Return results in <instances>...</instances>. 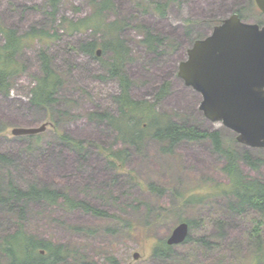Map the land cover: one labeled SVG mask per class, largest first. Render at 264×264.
I'll list each match as a JSON object with an SVG mask.
<instances>
[{
    "label": "rangeland",
    "instance_id": "rangeland-1",
    "mask_svg": "<svg viewBox=\"0 0 264 264\" xmlns=\"http://www.w3.org/2000/svg\"><path fill=\"white\" fill-rule=\"evenodd\" d=\"M114 2L115 11L109 18L129 24L121 35L134 57L125 65L133 82L131 96L155 102L161 86L168 82L169 93L157 103V109L177 122L187 121L204 130L219 131L229 146L236 133L222 122H213L204 116L199 109L202 96L179 77V66L187 59L195 40L205 37L214 23L219 24L238 9H242L244 21L264 23V13L257 8L255 0L254 5L252 0H177L169 5L165 16L143 12V0ZM46 4L47 0H0V21L19 33L32 27H46L50 34H56L47 50L54 67L66 79L62 103L57 107L64 109V100L73 97V111L82 114L67 121L61 119V127L64 133L85 142L90 153L83 165L78 154L57 138L54 125L44 132L45 143L38 148L19 138L22 136L11 134L14 127H38L49 120L55 122L46 110L33 108L29 103L34 76L40 70L39 41L24 51L27 71L13 81L10 95L0 94V152L16 160L21 182L36 175L45 184L77 199L88 200L114 215L100 218L81 210L67 212L33 205L27 227L76 253L72 255L76 258L71 257L63 264H81L79 253L85 256L84 260L96 264H112L109 257H114L119 264H254L257 249L251 245L248 231L259 214L248 209L232 212L229 199L217 192L228 180L222 169L225 160L213 150L210 139L182 142L173 153L166 154L157 141L149 138L142 150L133 149L127 163L128 169L141 179L140 185L107 167L99 146L117 149L122 144L109 125L91 122L84 116L96 109L116 111L114 97L120 92L119 82L98 78L97 75L107 73L103 64L79 50L81 40L100 35L94 36L91 30L66 33L63 22L64 18L79 20L89 15L90 0H63L57 21L48 14L50 9ZM142 23L163 37L158 52L149 51L141 44L143 35L136 26ZM258 149L255 153L264 159V148ZM262 165L257 170L243 165V173L264 180ZM149 183L165 191L153 192L145 185ZM191 194L200 195L201 203L186 204L183 197ZM124 218H129L131 224ZM180 219L195 222L189 232L191 239L174 245L173 255L168 259L153 257L155 242L167 239ZM220 221L222 232L218 229ZM262 234L264 239V225ZM201 237L213 244L208 247L198 242ZM134 252L140 254L138 259H134Z\"/></svg>",
    "mask_w": 264,
    "mask_h": 264
},
{
    "label": "trees",
    "instance_id": "trees-1",
    "mask_svg": "<svg viewBox=\"0 0 264 264\" xmlns=\"http://www.w3.org/2000/svg\"><path fill=\"white\" fill-rule=\"evenodd\" d=\"M62 1L47 0L46 8L50 9L47 12L53 21L58 19L57 15ZM176 1L143 0L142 11L147 13L153 11L165 16L169 5L175 4ZM114 3V0H90L91 13L89 15L79 20L63 19L66 24V33H86L91 30L94 36L100 35L99 38L81 40L79 50L103 64L107 73L97 75L98 78L115 79L119 82L120 92L114 97L116 111L96 109L88 111L84 116L91 122L109 125L116 131L117 141L122 144L117 149L99 146V152L104 155L107 167L118 174L126 175L128 179L140 185L141 179L134 171L128 169L127 163L133 154V149L142 150L149 138L157 141L161 145V151L166 154L173 153L175 147L182 142L210 139L213 150L225 160L222 169L228 180L217 188V192L229 199V209L232 212L242 213L248 209L259 214V217L252 221L248 239L257 249L254 264L263 262L264 180L243 173V165L255 168V170L263 166L264 159L255 153V149H259L239 143L236 137L228 146L222 140L219 131L204 130L195 123H187V121L177 122L171 115L159 111L156 106L169 93L168 82L161 86L155 102L137 100L131 96L130 88L133 82L125 70V65L133 61L134 57L130 46L121 35L123 29L129 24L121 19L111 20L109 18V14L115 11ZM252 4H255L254 0ZM236 13L244 20L242 9H238ZM259 24L264 25L262 22ZM214 25L215 23L213 27ZM136 27L143 35L141 44L149 51L158 52L164 41L163 37L154 33L143 23ZM55 35V33L50 34L46 27H32L25 33H19L15 28L7 27L0 21V94L10 95L13 81L27 71V65L23 59L24 51L31 43L39 41L41 43V49L38 51L40 70L34 76L30 106L38 110H46L53 116L57 138L66 147L75 151L84 165L90 153L87 144L64 133L61 127V119L67 121L74 117H82V114L73 111L71 106V103L75 101L73 97L64 100L66 106L64 109L57 107L62 103V91L66 86V79L54 67L52 56L47 50L48 43H51ZM99 49L101 50L100 55L97 54ZM104 55L107 57L105 58ZM46 136L42 133L19 138L27 140L26 142H29L33 148H38L45 143ZM17 165L12 156L0 152V264H63L71 257L76 258L72 256L76 253L71 252L65 244L42 237L27 227L30 208L33 205H39L60 208L67 212L81 210L100 218H107L114 214L96 207L88 200L77 199L64 190L45 184L36 175L29 179H22L21 182L17 177ZM145 185L153 192L165 191L164 188L153 183ZM183 199L186 204H196L202 201V197L196 194L184 196ZM116 201L119 200L116 199ZM124 219L128 221L127 224H131L129 218ZM180 221L188 222L190 229L195 223L183 219ZM222 227L221 222L219 232H222ZM190 239L189 235L185 242ZM197 241L208 247L213 244L206 237H201ZM173 248L174 246L168 245L166 238L159 239L155 242L152 256L161 260L168 259L173 255ZM78 255L81 264H96L95 261L84 260L85 256L82 253ZM108 260L112 264H119L114 257H109Z\"/></svg>",
    "mask_w": 264,
    "mask_h": 264
},
{
    "label": "water",
    "instance_id": "water-1",
    "mask_svg": "<svg viewBox=\"0 0 264 264\" xmlns=\"http://www.w3.org/2000/svg\"><path fill=\"white\" fill-rule=\"evenodd\" d=\"M255 3L264 13V0ZM178 75L201 94L199 109L207 119L222 122L245 146L264 148V25L233 13L195 40ZM51 125L47 121L38 127H14L11 134H42ZM189 232V223L180 222L168 236V245L184 243ZM139 255L134 252V259Z\"/></svg>",
    "mask_w": 264,
    "mask_h": 264
}]
</instances>
